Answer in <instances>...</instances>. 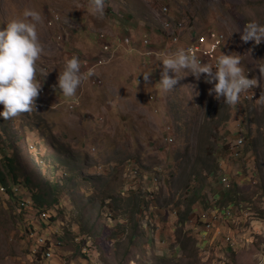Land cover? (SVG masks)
I'll list each match as a JSON object with an SVG mask.
<instances>
[{
    "label": "rangeland",
    "instance_id": "1",
    "mask_svg": "<svg viewBox=\"0 0 264 264\" xmlns=\"http://www.w3.org/2000/svg\"><path fill=\"white\" fill-rule=\"evenodd\" d=\"M24 8L42 17L41 86L32 112L0 117V165L16 152L33 203L0 188V264H264V42L237 31L264 24V0H104L102 16L88 0H0V28ZM161 14L184 19L179 43ZM184 30L225 34L205 63L239 54L258 84L235 105L209 95L203 74L161 90L158 60L194 41ZM72 56L93 75L69 98L53 85Z\"/></svg>",
    "mask_w": 264,
    "mask_h": 264
},
{
    "label": "clouds",
    "instance_id": "2",
    "mask_svg": "<svg viewBox=\"0 0 264 264\" xmlns=\"http://www.w3.org/2000/svg\"><path fill=\"white\" fill-rule=\"evenodd\" d=\"M88 10L92 15L102 16L104 0H88ZM40 23L42 17L39 11L24 8L19 16L6 23V27L0 28V105L3 106L0 117L4 120L30 113L35 107V98L39 95L41 86L35 81L36 62L45 52L37 33V25ZM237 31L242 42H264V24L255 20L244 23L242 30ZM158 61L160 78L157 82L163 91L175 88L183 76L191 74L199 80L203 74L204 81L211 85L207 90L209 95L217 100L222 98L226 105H235L242 93L258 84L256 76L248 78L246 75L248 71L245 72L241 66L239 54L223 53L216 57L213 65L198 60L191 50L178 48ZM80 68L78 57L66 59L63 70L58 71L57 82L53 88L59 89L65 97H73L82 81L93 75L92 69L82 73ZM256 68L264 80V64H258ZM152 71L153 69L140 72L145 83L149 82ZM181 72L186 75H179ZM47 73H44V77Z\"/></svg>",
    "mask_w": 264,
    "mask_h": 264
},
{
    "label": "trees",
    "instance_id": "3",
    "mask_svg": "<svg viewBox=\"0 0 264 264\" xmlns=\"http://www.w3.org/2000/svg\"><path fill=\"white\" fill-rule=\"evenodd\" d=\"M15 154L16 152H14L10 157L4 156V160L0 165V188H5V192L8 193L10 200L20 203L22 206H29V204L33 202H31L28 196L22 195L18 191H20V188H30L29 184L32 185L33 183L32 174L26 170L27 168L19 160L20 157L17 155L15 156ZM19 164L23 165V167L20 168ZM34 197L38 203L37 206H35V209L39 211L43 218L48 217L50 220L51 216H49L47 212L48 208L44 205L45 203H48L46 198L41 194L35 193ZM43 213L45 216H43ZM45 244L46 243H44V245ZM49 248L50 247H43L42 251L45 255Z\"/></svg>",
    "mask_w": 264,
    "mask_h": 264
},
{
    "label": "built area",
    "instance_id": "4",
    "mask_svg": "<svg viewBox=\"0 0 264 264\" xmlns=\"http://www.w3.org/2000/svg\"><path fill=\"white\" fill-rule=\"evenodd\" d=\"M162 11H169L168 6H163ZM161 19H167L171 23L172 31H170L171 35H169V37L171 41L173 40L176 43V39L180 37V33H175V26L180 25L183 19L176 20L175 18L169 15L168 18H161ZM225 37H226L225 34L216 31L215 32L210 31L207 33V35L200 34L198 40L192 42L189 41V46L185 50H191V52L196 55L198 60L205 63L206 60L214 57L217 49L223 46L222 43ZM126 41L129 43L131 42V39L127 38ZM251 90L252 89H248L246 91L250 92ZM249 98H251V95H249Z\"/></svg>",
    "mask_w": 264,
    "mask_h": 264
},
{
    "label": "bare ground",
    "instance_id": "5",
    "mask_svg": "<svg viewBox=\"0 0 264 264\" xmlns=\"http://www.w3.org/2000/svg\"><path fill=\"white\" fill-rule=\"evenodd\" d=\"M162 11V10H161ZM161 18H168V14L167 15H164V14H161ZM166 19H162V21H163V26H168V25H171V23L169 22V20H167L166 22H164ZM182 21H184V20H182ZM185 26H186V24H185ZM183 29H186L185 27L183 28ZM184 32L186 33V34H188L189 36L190 35H193L195 38L193 39L194 41H196L197 40V35H198V32L196 33V34H194L193 32L192 33H190V32H187L186 30H184ZM196 32V31H195ZM180 37L182 38V35L180 34ZM181 39H176V43H179V41H180ZM188 40L190 41V39H189V37H188ZM189 41H188V44L187 45H189ZM186 45V46H187ZM185 46V47H186ZM44 92V91H43ZM238 139V140H237ZM245 144V142H244V139H243V137L242 136H239V137H237L234 141H233V145L235 146V149L233 148V157H236V152H237V155H239L240 153H242V147H243V145ZM240 156H241V154H240ZM237 157H239V156H237ZM236 157V158H237ZM2 190L3 191H5V188L4 187H2ZM228 240L230 241V238H228ZM42 242H44L45 243V241L42 239L41 240V242H40V244L42 243ZM233 242V241H232ZM230 243V242H229ZM44 245V244H43ZM41 247V246H40ZM46 252V251H45ZM52 255V252L50 251V248H49V250H47V253H46V255H45V253H44V256H51Z\"/></svg>",
    "mask_w": 264,
    "mask_h": 264
},
{
    "label": "crops",
    "instance_id": "6",
    "mask_svg": "<svg viewBox=\"0 0 264 264\" xmlns=\"http://www.w3.org/2000/svg\"><path fill=\"white\" fill-rule=\"evenodd\" d=\"M233 148L235 149V146L232 144V148H231V150H232V156H233ZM206 227L208 228H211L212 226H211V224H208V223H206Z\"/></svg>",
    "mask_w": 264,
    "mask_h": 264
}]
</instances>
